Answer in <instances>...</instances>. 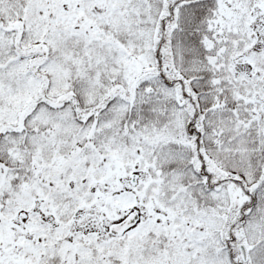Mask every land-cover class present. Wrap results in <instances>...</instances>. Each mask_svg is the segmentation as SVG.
Returning <instances> with one entry per match:
<instances>
[{"label": "snow or ice", "instance_id": "snow-or-ice-1", "mask_svg": "<svg viewBox=\"0 0 264 264\" xmlns=\"http://www.w3.org/2000/svg\"><path fill=\"white\" fill-rule=\"evenodd\" d=\"M0 264H264V0H0Z\"/></svg>", "mask_w": 264, "mask_h": 264}]
</instances>
